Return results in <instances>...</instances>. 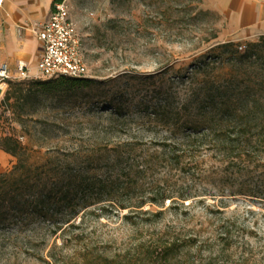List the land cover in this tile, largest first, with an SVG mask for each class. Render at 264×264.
Listing matches in <instances>:
<instances>
[{
	"label": "rangeland",
	"instance_id": "374dc122",
	"mask_svg": "<svg viewBox=\"0 0 264 264\" xmlns=\"http://www.w3.org/2000/svg\"><path fill=\"white\" fill-rule=\"evenodd\" d=\"M62 1L78 29L88 86L62 91L71 78L39 77L32 66L27 80L11 73L8 82L45 86L21 106L4 101L7 82L0 95V138H18L52 158L56 170L66 168L71 194L56 201L51 220L0 234V264H47L48 253L63 242L68 254L87 248L126 264H264V167L225 163L208 150L191 172L167 174L153 144L167 131L148 120V108L166 100L174 110L195 107L199 67L206 62H215L208 71L215 67L220 77L228 72L229 56L217 58L218 45L235 43L245 47L238 50L243 54L262 37L236 39L225 16L205 9L203 0ZM1 31L0 53L6 38L0 16ZM261 56L252 68H264ZM119 145L128 146L118 150L122 164L110 171L105 159L116 160ZM16 162L0 151V173ZM109 179L117 183L105 189ZM168 192L188 200L176 209L167 201L161 217L135 213L123 219L128 210L120 211L121 204Z\"/></svg>",
	"mask_w": 264,
	"mask_h": 264
},
{
	"label": "trees",
	"instance_id": "16d2710c",
	"mask_svg": "<svg viewBox=\"0 0 264 264\" xmlns=\"http://www.w3.org/2000/svg\"><path fill=\"white\" fill-rule=\"evenodd\" d=\"M238 48L239 45L235 43L215 48V52L220 54L217 58L229 56V69L222 77L215 72V67L208 71L210 66H214V61L199 67L203 80L202 88L195 93V107L174 110L166 100L163 106L151 110L148 108V120L167 131L166 136L153 142L157 151H160H156L154 157L163 164L167 174L191 172L197 168L204 151L208 150L215 151L225 163L264 167V68H252L256 63L254 59H261L264 53V37L250 44L243 54ZM88 82L86 79H71V86L61 90H80L87 87ZM8 84L9 90L4 101L9 103L14 100V105L21 106L26 104L37 86H45L40 81L28 86L13 82ZM42 92L49 94L51 90L44 88ZM128 145L115 148L114 153H119L116 160L110 161L109 157V160L105 159L104 164L110 167V171L122 164L124 156L118 150ZM133 146L130 144L129 148L134 150ZM0 150L17 160L10 171L0 173V234L23 232L39 220H51L55 214L56 201L67 200L71 194L69 188L73 180L64 177L67 169L62 167L56 170L52 166V158L39 156L13 136L0 138ZM157 161L150 162L151 166L157 165ZM127 173L133 172L130 170ZM116 183L109 179L103 187H113ZM180 197L183 203L168 192L162 198L153 195L148 201L139 204H121L119 209L128 210V214L123 215L126 220H130L135 213L161 217L167 210V201L172 204L169 207L171 209L184 206L188 198L184 194ZM147 205L160 210L155 213L143 210ZM65 250V242L59 247L55 245L48 253L49 261H45L47 264H126L87 248L75 250L72 254Z\"/></svg>",
	"mask_w": 264,
	"mask_h": 264
},
{
	"label": "crops",
	"instance_id": "0c3cea01",
	"mask_svg": "<svg viewBox=\"0 0 264 264\" xmlns=\"http://www.w3.org/2000/svg\"><path fill=\"white\" fill-rule=\"evenodd\" d=\"M54 2L4 0L0 16L6 38L2 43L0 64L3 62L1 65L5 64L11 73L17 71L19 64L32 66L31 71L36 72L35 65L40 60L42 46L31 29L49 20ZM203 6L225 16L236 39L255 40L264 37V0H203ZM3 37L4 32L1 31L0 39ZM35 47H39V53Z\"/></svg>",
	"mask_w": 264,
	"mask_h": 264
},
{
	"label": "built area",
	"instance_id": "2783aa9c",
	"mask_svg": "<svg viewBox=\"0 0 264 264\" xmlns=\"http://www.w3.org/2000/svg\"><path fill=\"white\" fill-rule=\"evenodd\" d=\"M4 0H0V7ZM42 46L36 73L43 78L67 77L83 79L89 70L81 51V43L76 24L72 21L68 6L64 1H55L50 18L35 31ZM245 47L240 46L241 52ZM12 78L8 67L0 66V89L3 92L8 80ZM31 78L29 68L24 64L17 67L15 79Z\"/></svg>",
	"mask_w": 264,
	"mask_h": 264
},
{
	"label": "water",
	"instance_id": "95a60500",
	"mask_svg": "<svg viewBox=\"0 0 264 264\" xmlns=\"http://www.w3.org/2000/svg\"><path fill=\"white\" fill-rule=\"evenodd\" d=\"M2 94V92H1V89H0V95Z\"/></svg>",
	"mask_w": 264,
	"mask_h": 264
}]
</instances>
